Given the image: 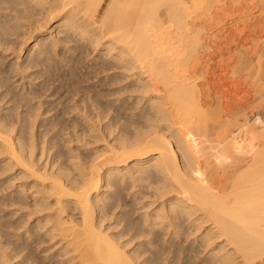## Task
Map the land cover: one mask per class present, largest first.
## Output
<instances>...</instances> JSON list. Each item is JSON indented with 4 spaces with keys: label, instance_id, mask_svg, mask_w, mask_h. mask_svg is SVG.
Segmentation results:
<instances>
[{
    "label": "bare ground",
    "instance_id": "bare-ground-1",
    "mask_svg": "<svg viewBox=\"0 0 264 264\" xmlns=\"http://www.w3.org/2000/svg\"><path fill=\"white\" fill-rule=\"evenodd\" d=\"M217 1L0 0V264H264V0L214 63Z\"/></svg>",
    "mask_w": 264,
    "mask_h": 264
},
{
    "label": "rangeland",
    "instance_id": "rangeland-1",
    "mask_svg": "<svg viewBox=\"0 0 264 264\" xmlns=\"http://www.w3.org/2000/svg\"><path fill=\"white\" fill-rule=\"evenodd\" d=\"M217 2H218V3H216L217 5L214 4L215 6L212 8V10H210L212 12L209 11L210 12L209 14H208V12H207V14L204 12L206 17L204 14H201V12H200L199 14L201 17L198 15L197 16L198 18H196L197 19L196 21L199 24V26H202L201 29L202 30L205 29L203 31L204 32L203 34H205V35H202L203 38L207 39V37H208V39L210 40V42H209L208 39L207 40L204 39V40H206V43L209 42V45L211 46V51H213V52H211V54L212 53L214 54V52H215L214 55L213 54L211 55V56H213L212 58L214 59L213 60L214 63L217 61V58H219L218 55H217L218 57L216 56V54H219V52L216 53L217 49H220V47H222L223 45H225V46H223V49L226 46L235 48L236 43H235L234 39L236 38V35L239 34L240 32L244 33L245 31H248V28L246 27V24H248L247 18L246 17L240 18L239 15L235 14V12L237 13L238 10L240 12L239 6H241V10H247V11H253L259 7V5L257 4V0H242L241 4L238 3V1H237V4H239V5L235 4L234 0L233 1L232 0H219ZM232 14H233L234 18L232 17ZM262 25H263V27H262ZM261 27L262 28H259V31L261 30L260 34H261V36H263L264 35V18L262 19ZM226 28L229 29V31L226 30ZM231 32H233V34H235V36L234 35L231 36L232 34H229ZM220 45H222V46H220ZM213 47H214V49H213ZM228 47H226L225 49H228ZM215 48H217V49L215 50ZM92 55H94V54H92ZM95 55H96V53H95ZM22 58L24 59L25 56ZM22 58H21V60H22ZM242 87L244 88V86H242ZM242 98L243 97H241V100H242ZM263 98H264V96H263ZM260 101L261 100L259 99L258 102H260ZM262 101H263V104H261ZM262 101L259 104H260V107H263L261 109V113H262V116L264 117V100H262ZM251 107L250 106H249V108L247 107L246 110L249 111ZM14 237H16V236H12L13 239H16Z\"/></svg>",
    "mask_w": 264,
    "mask_h": 264
}]
</instances>
